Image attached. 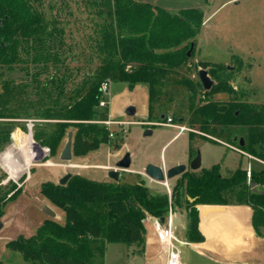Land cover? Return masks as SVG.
Instances as JSON below:
<instances>
[{
  "label": "trees",
  "instance_id": "obj_1",
  "mask_svg": "<svg viewBox=\"0 0 264 264\" xmlns=\"http://www.w3.org/2000/svg\"><path fill=\"white\" fill-rule=\"evenodd\" d=\"M53 1L0 0V119L37 120L34 140L19 131L14 134L28 163L35 142L57 156L70 130L75 156L110 143L109 129L100 122L108 119V109H100L104 82L146 85L148 121L170 117L176 124L186 123L191 158L199 141H212L264 162V102H251L234 89L226 65L193 58L204 23L202 10L171 13L141 0H83L90 32L83 34L87 43L73 44L67 41V18L54 13ZM200 67L214 80L208 90L195 75ZM15 72L22 75L20 80ZM220 93L229 99H216ZM17 127L27 129L0 121V146L11 141ZM8 152L16 153L13 145ZM248 170L240 166L223 175L219 163L188 168L175 179L171 196L167 190H152L141 178L98 181L72 173L65 184L45 181L40 191L64 210L65 222L47 217L34 234L10 239L6 247L32 264H104L110 243H123L141 257L149 222L166 217L170 206L186 216L187 240H204L198 227L202 204L249 205L256 233L264 236V163L252 166L250 176ZM2 179L0 175V218L22 192L15 182L2 190ZM254 184L260 189L253 190Z\"/></svg>",
  "mask_w": 264,
  "mask_h": 264
},
{
  "label": "rangeland",
  "instance_id": "obj_2",
  "mask_svg": "<svg viewBox=\"0 0 264 264\" xmlns=\"http://www.w3.org/2000/svg\"><path fill=\"white\" fill-rule=\"evenodd\" d=\"M141 1L162 7L171 13H178L181 9L192 7L202 10L204 23L195 38L194 60L207 64L226 65L228 69L232 70L230 84L234 89L243 92L251 102H264V0ZM53 2L56 4L54 13H59L64 19L67 18V41L73 44L85 43L86 37L84 38L83 34L90 32L89 27L92 23L87 17L88 10L85 2L83 0H54ZM57 7L58 11L56 10ZM47 10L50 11L49 6H47ZM71 62L73 65L77 63L76 60ZM195 75L197 76L198 73ZM13 76L18 80L22 77L19 72L13 73ZM144 89L140 85L130 88L123 82L109 84L103 93L105 106H100V109L108 108L109 103L111 109L114 110V118L108 116V119L125 121L126 123L116 125L114 135L109 136V144H102L87 155L72 157L70 161H63L59 158L62 147L67 140V136H65L59 153L55 157H51L49 150L45 152L39 150L37 144L36 147H32V150L37 153V158L32 159L28 165L26 162L27 154L20 147V142L14 137V133L19 131L32 137L29 126H32L33 131V124L37 120L31 118L0 119V121H14L21 126L23 124L27 126L26 130H23L22 127L14 129L11 134V141L0 146V175H3L2 190H8L12 182H15L17 188L22 187V192L18 194L15 200L6 205L5 213L0 218V222L3 223L0 228V260L4 264H32L25 261L18 251L8 249L6 242L21 235L30 236L34 234L47 217L43 211L44 206H49L56 212L55 218L58 221L65 222L64 210L41 193L40 186L43 182L54 181L58 175L63 176L69 171H75L98 181L106 180L109 177V170L102 168L101 165L114 164L119 160L121 153L123 156L130 151L136 153L134 158L164 163L182 160L181 163L189 167L191 160L188 153V131L179 133L178 128L158 124V122H153L151 125L150 122L143 123L142 118H144L147 109V92ZM215 98L227 100L229 94L220 93ZM127 104H133L136 107L137 113L135 115H126L125 107ZM14 144L18 145L19 148L15 147ZM12 145L16 149L14 155L8 152ZM42 148L45 147L42 146ZM121 148V152L110 154V151L115 152ZM198 152L201 155V167L209 168L219 163L223 175H229L240 166L250 169L252 166L264 163L224 142L199 141ZM50 162H52L51 165H49ZM71 164L75 165L70 166ZM137 165V160H134L131 167H138ZM113 168L115 165H111L109 169ZM22 170L24 172L21 174ZM137 177L136 174L122 173L120 180L137 182ZM175 179L169 180L170 188L173 187ZM151 184L156 185L160 191L167 190L164 183ZM252 188L253 190L260 189L255 184L252 185ZM179 228L177 234L183 238L184 235ZM107 247L104 264H142L141 258L133 255L131 251L128 252L123 243H110ZM181 250L183 251V264L188 258L189 252H187L188 247L182 244ZM154 262V264H161L162 255L158 254Z\"/></svg>",
  "mask_w": 264,
  "mask_h": 264
},
{
  "label": "crops",
  "instance_id": "obj_3",
  "mask_svg": "<svg viewBox=\"0 0 264 264\" xmlns=\"http://www.w3.org/2000/svg\"><path fill=\"white\" fill-rule=\"evenodd\" d=\"M137 85L143 86L145 88L144 90L147 92V109L144 118H142V121L143 123L150 122V125L153 124V122L156 123L157 121H148L149 119L148 118L149 115L148 88L144 84H137ZM129 105H133V104H127L125 107V111ZM107 109H108V116L110 118H114L113 117L114 110L111 109L109 103ZM136 113H137V109L135 114ZM181 124L187 126L186 123H181ZM115 129H116V125L114 126V131ZM185 131H188L189 133V130H185ZM180 132L181 131H179V133ZM21 134L23 136L25 133H21ZM30 134L32 135V133ZM188 139H189V134H188ZM14 146L19 148V146L16 144H14ZM121 151L122 148L115 152L110 151V154ZM188 153H189V147H188ZM135 154L136 153L134 151H130L131 165L132 163H134V160H137L138 167L132 168L130 165L128 170H122L120 172V176L122 173L136 174L138 176L137 177L138 179L140 178L143 179L149 188L157 192H163V191H160V189L156 187V185L151 183L161 184L162 182L155 181L149 178L147 175H145L144 174L145 166L148 163H153L167 169L169 167L181 163L182 161V160H175L171 163L152 162L149 159L142 160V159L134 158ZM73 157H77V156L73 154ZM119 157L120 158L118 159H121L123 157L122 153L121 156ZM189 159L190 160L192 159L190 157V154H189ZM115 164L116 163L114 164L110 163L107 165H101V167L110 170L109 168L111 167V165H115ZM74 165L75 164H71L70 166H74ZM92 165L95 166L97 164H92ZM69 172L77 173L75 171H69ZM61 177L62 175H58L57 179H55L54 181L58 182ZM109 178L110 177H107L106 180ZM169 180L171 179H167L168 182H170ZM198 208L200 211L198 227L200 232L204 236V240L202 241L187 240L185 234L186 226H187V218L185 215L177 214V216L181 217V220L178 226H176L177 228L175 229V233L178 238H180L185 242L182 245H186L188 247L187 252H189V256H187L188 258L185 260L183 264H263L264 263V236H260L256 233V230L252 223V208L249 205L202 204L199 205ZM178 228L180 229V231H182V234L184 235L183 238L179 237V235L177 234ZM180 248H181V244H180ZM181 252L183 255L182 250ZM158 254L162 255L161 264H165L166 248L157 239L154 232L153 224L152 222H149L146 233L145 252L140 257L142 260V264H154L155 258L157 257Z\"/></svg>",
  "mask_w": 264,
  "mask_h": 264
},
{
  "label": "water",
  "instance_id": "obj_4",
  "mask_svg": "<svg viewBox=\"0 0 264 264\" xmlns=\"http://www.w3.org/2000/svg\"><path fill=\"white\" fill-rule=\"evenodd\" d=\"M188 54H190V51L188 52ZM198 77L203 85V88L205 90L210 89L213 84H214V80L212 79V77L210 76L209 72L207 69L205 68H199L198 70ZM126 114L129 116H132L135 114L136 112V108L133 105H129L126 108ZM161 119H165L166 115L164 113H162L160 115ZM150 132V131H148ZM242 143V141H241ZM35 144H37L35 142ZM72 145H73V131L70 130L67 134V140L65 145L63 146L59 158L63 161H70L73 157V152H72ZM38 147L42 148V146H40L39 144H37ZM201 155L198 152L196 154L195 157H193L190 161L189 167L184 164V163H180V164H176L172 167L169 168H164L162 166L153 164V163H148L145 168H144V174L147 175L149 178L158 181V182H165L167 179H172L174 177L179 176L180 174H182L184 171H186L188 168L192 169V170H197L201 168ZM131 165V155L130 152H126L123 157L121 159H119L116 164H115V168L110 169L108 172V176L110 177V179L113 180H118L120 178V172L122 170H128L129 167ZM72 173L68 172L65 175H63L60 179H59V183L60 184H65L68 179L71 177ZM191 201L193 200V198H189ZM44 213L48 216V217H52L55 218L56 217V212L49 206H44L43 208ZM181 217L177 216L175 218V225L178 226V224L180 223ZM161 222H164V217H162L160 219ZM3 223L0 222V228L2 227Z\"/></svg>",
  "mask_w": 264,
  "mask_h": 264
},
{
  "label": "built area",
  "instance_id": "obj_5",
  "mask_svg": "<svg viewBox=\"0 0 264 264\" xmlns=\"http://www.w3.org/2000/svg\"><path fill=\"white\" fill-rule=\"evenodd\" d=\"M108 86L109 84L107 82H104L102 84L103 93L107 90ZM105 103H106L105 100L102 98L100 101V106H105ZM100 122H102L107 126L110 132L109 133L110 136L114 135L113 133H114L115 125H122L126 123L125 121L111 120V119L102 120ZM158 124L174 126L178 128L180 131L190 130V128L186 125L174 123L170 117L167 118L166 122H158ZM29 132L32 133V126H29ZM44 149L46 151L49 150L48 147H45ZM248 176H250V169L248 170ZM15 181L16 183H18L16 179ZM163 183L167 187V192L169 196H171V188L168 184V181L166 180ZM176 216H177L176 212H174L170 206L167 216L164 217V222H161L160 219L152 220L155 235L157 239L162 243V245H164L166 248L165 264H182V252H181L180 244H183L185 242L180 238H178L175 233Z\"/></svg>",
  "mask_w": 264,
  "mask_h": 264
},
{
  "label": "bare ground",
  "instance_id": "obj_6",
  "mask_svg": "<svg viewBox=\"0 0 264 264\" xmlns=\"http://www.w3.org/2000/svg\"><path fill=\"white\" fill-rule=\"evenodd\" d=\"M39 150H41L42 152H45V151H46L45 149L40 148V147H39ZM35 158H37V153H36V152L34 153V158H33V159H35ZM26 162H27V164L29 165V163H28L27 160H26Z\"/></svg>",
  "mask_w": 264,
  "mask_h": 264
}]
</instances>
